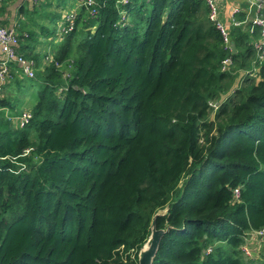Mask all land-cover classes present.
Here are the masks:
<instances>
[{"label": "trees", "instance_id": "trees-1", "mask_svg": "<svg viewBox=\"0 0 264 264\" xmlns=\"http://www.w3.org/2000/svg\"><path fill=\"white\" fill-rule=\"evenodd\" d=\"M96 2L22 77L33 94L24 125L1 84L0 264H136L164 206L150 264H264V250H240L264 227L255 33L230 25L234 51L223 49L203 0ZM30 49L18 44L35 61Z\"/></svg>", "mask_w": 264, "mask_h": 264}, {"label": "built area", "instance_id": "built-area-1", "mask_svg": "<svg viewBox=\"0 0 264 264\" xmlns=\"http://www.w3.org/2000/svg\"><path fill=\"white\" fill-rule=\"evenodd\" d=\"M36 2L38 0H31ZM245 4L241 5L240 0H236L228 8L229 23L234 26H240L246 23V32L249 35L255 33V36L251 38V46L253 48L254 56L251 61V66L248 68V75L254 76L256 74L259 65L264 66V0H243ZM117 3L125 5L129 0H116ZM207 7V18L212 22L221 36L222 48L230 49V37L228 32V24L225 23L221 16L217 0H203ZM82 6L89 15H95L96 13V0H77L76 7ZM121 18L124 17L121 10ZM242 14V17H239ZM76 12L70 10L64 13L60 27L58 28L59 36L69 32L74 25ZM19 40L16 33L5 26L0 25V51L4 55L0 59V88L8 77L10 76L9 63L13 62L18 64L21 73L24 76H32L34 69V61L31 58L25 57L18 50ZM231 63L229 55H225L220 60V69H225ZM218 101L215 99H209L207 104L211 110L214 111L218 106ZM30 117L28 110H21L17 114L11 116V122L15 126L24 125ZM27 151V149H25ZM233 195L235 198L238 196L237 187L233 188ZM252 241L260 239L264 244V227L251 230L244 236L243 242L240 245V250L244 253V256L250 254V250L247 246L246 240ZM208 250V248H206ZM249 250V253H248ZM248 253V255H247Z\"/></svg>", "mask_w": 264, "mask_h": 264}, {"label": "crops", "instance_id": "crops-1", "mask_svg": "<svg viewBox=\"0 0 264 264\" xmlns=\"http://www.w3.org/2000/svg\"><path fill=\"white\" fill-rule=\"evenodd\" d=\"M235 1L236 0H217L220 10V16L222 20L227 24L229 23L227 14L228 8H230L232 3ZM240 3L241 5L245 4L243 0H240ZM76 5L77 0H74L72 8L68 11L74 10L76 12L79 8L76 7ZM61 6L62 3H60V0H38L36 2H33L31 0H0V25L11 28L19 37L21 35L27 34V38L25 40H28L25 43H30L31 52L37 54L34 57V68H41L49 61L48 56H50L51 45L49 41L48 43L45 42V40H47V38L45 37V33L46 30H49L47 29L50 26L49 24L52 23L50 19V16L53 15L52 12L61 9ZM65 12H63L62 10L61 13L56 16L57 39L59 38L58 28L61 25ZM239 17H242V15L240 14ZM230 25L231 24L227 25L228 28ZM240 27H242V30L246 32V23L241 24ZM21 39L23 38L18 39L19 42L21 41L19 44H25ZM3 56L4 55L0 51V59H2ZM9 70L10 76L2 84V95H9L14 97V95L11 94V88H23V91H27L31 96V100L33 101V94L31 90L32 88L24 85L21 82V79L24 75L21 73L18 64L10 62ZM18 80H20V82ZM20 100L23 101L21 102L19 107H15L13 109L12 115L18 113L19 110H28L26 109V105L28 104L26 102L27 99ZM246 243L250 250V254L248 256L256 257L258 256V254H261L260 250H264V244L260 239L254 241H252L251 239H247Z\"/></svg>", "mask_w": 264, "mask_h": 264}, {"label": "rangeland", "instance_id": "rangeland-1", "mask_svg": "<svg viewBox=\"0 0 264 264\" xmlns=\"http://www.w3.org/2000/svg\"><path fill=\"white\" fill-rule=\"evenodd\" d=\"M60 3H62L61 9L55 10V11L52 12L53 15L50 16V19H51L52 23L49 24L50 26L47 28L49 30H47L46 33H45V35H46L45 37L47 38V40H45V42L48 43V41H49L50 45H55L56 41H57V36H56V33H57V21H56L57 17L56 16L59 13H61L62 10H63V12H65V11H68L69 9H71L72 5L74 3V0H60ZM121 10L122 9L120 8L119 11H121ZM122 11H123V15L126 16L125 11L124 10H122ZM120 15H121V12H120ZM125 20H126V18H125ZM23 90H24L23 88H17V89L11 88V94L14 95L15 98H17V99L19 98L18 101L16 102V104H14V107H19L20 106L21 102L23 101V100H20V99H24V100L27 99L26 102L28 104L26 105V109H28L30 104L32 103L31 96L28 94L27 91H23ZM30 101H31V103H30ZM10 112H11V110H10ZM11 114H13V113H11ZM248 253H249V250H248ZM248 253H247V255H248ZM242 254H244V253H242ZM242 258L245 260L246 256H244ZM247 262L249 264H257L258 260L251 262V260L247 259Z\"/></svg>", "mask_w": 264, "mask_h": 264}, {"label": "water", "instance_id": "water-1", "mask_svg": "<svg viewBox=\"0 0 264 264\" xmlns=\"http://www.w3.org/2000/svg\"><path fill=\"white\" fill-rule=\"evenodd\" d=\"M230 48L234 51V44L230 42ZM166 206L157 209L150 221L149 233L137 250L136 264H150L152 257L156 251L158 242L162 233L165 231L163 228H156L154 225V217L158 214H163L166 211Z\"/></svg>", "mask_w": 264, "mask_h": 264}]
</instances>
